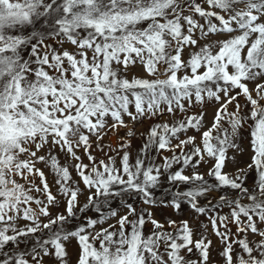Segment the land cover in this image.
<instances>
[{"label": "snow or ice", "instance_id": "6c2138e0", "mask_svg": "<svg viewBox=\"0 0 264 264\" xmlns=\"http://www.w3.org/2000/svg\"><path fill=\"white\" fill-rule=\"evenodd\" d=\"M217 36L227 38L213 40ZM52 38L74 51L58 52L46 42ZM188 49L193 51L185 59ZM137 64L148 78L128 77ZM241 96L247 102L243 106ZM261 101L264 0H0V264H44L45 257L54 258L53 264H70L72 240L79 249L76 264H207L212 242L204 236L193 241L188 221L178 226L168 221L169 228H177L170 232L151 212H138L123 201L137 197L155 205L153 191L162 178L177 189L188 185L184 191L166 189L172 197L167 205L179 211L187 203L197 215L210 210L200 205L201 197L229 190L210 207L227 206L230 215L209 217L224 245V264H264ZM209 102L217 107L211 126L201 131L205 113L190 110ZM166 115L173 122L157 123L142 134L134 162L125 151L132 129L116 150L119 166L108 153L107 161L92 155L91 138L103 151L108 132L128 127L125 118L135 122ZM190 130L200 133L199 144L196 136L187 135ZM244 131L251 163L226 172L235 153L243 151L238 141ZM80 149L88 164L77 155ZM57 150L74 163L62 165L53 154ZM163 152L171 155L156 164ZM209 161L206 174L197 171ZM40 163L51 170L66 214H52L60 201ZM187 168L191 175L184 174ZM80 184L88 193L84 207H79ZM117 197L122 215L112 207ZM87 208L98 217L70 227L77 212ZM20 220L26 222L23 227ZM146 223L153 226L148 236ZM247 233L259 240L232 239ZM191 245L200 261H186L180 254L191 253Z\"/></svg>", "mask_w": 264, "mask_h": 264}, {"label": "rangeland", "instance_id": "374dc122", "mask_svg": "<svg viewBox=\"0 0 264 264\" xmlns=\"http://www.w3.org/2000/svg\"><path fill=\"white\" fill-rule=\"evenodd\" d=\"M197 2L202 3V0H197ZM203 6L205 8H207L206 4H203ZM185 14L188 15L190 13L186 12ZM200 22L203 23L202 20ZM225 38H227V37L226 36H217V37H213V40L225 39ZM46 42L48 44H50L53 48H55L58 52H62L64 50H67L69 52L74 51L73 46L68 44V43H65L63 45V47H61L60 44L57 43L55 38L49 39ZM201 43H203V41ZM192 51H193L192 49L185 50V52H184L185 59H187L191 55ZM133 76L148 78L147 74L143 71V68L139 64L133 66L130 69V71L128 73V77L131 78ZM249 86L254 87V85L251 83ZM253 95L255 96V93H253ZM239 103L243 106L247 102H246L245 98L243 96H241V97H239ZM261 103L264 104V101H261ZM216 107H217V105L214 102H209V103L205 104L202 109L200 107H197V108L190 110V114L199 113L200 111H203L205 113V118L203 121L204 128H202L201 131L207 130V128L211 126ZM234 107H235L234 105L229 106V111H233ZM245 111H248V108H245ZM125 119H126V123L128 124L127 128H120L118 131H110L104 137V139L102 141V143L105 146L103 151H100L98 148L95 147V138L94 137L91 138L92 143H93V147L91 149L92 155L95 156L97 158V160L104 159L105 161H107V156L105 155V153H108L109 155H112L113 157H115L116 164H117V166H119L120 158H119V156L116 155V150L119 149V145L122 142V140H121L122 137L125 140L129 139L127 137V132L129 131V129H132L134 131V135L130 138L131 139V147L129 149H125V151L130 152L131 161L134 162L135 158L139 154V150L143 146L144 136L142 134L146 133L151 126H154L157 123H164V122L172 123L174 118L172 116L166 115V116L160 118L159 120L148 119V120L135 121V122H133L127 118H125ZM187 135L196 136L197 137V141H196L197 144L200 143V139H199L200 133H197L195 130H190L187 133ZM111 136L114 137V143L110 142L109 138ZM247 136H248L247 131H244L241 134V139L238 141V143L240 144L243 151L235 153V160L228 164V167L225 169L226 172L235 173L237 168H245L247 166V164L251 163V159H250L251 152L249 149L248 141L246 139ZM181 138L182 139L184 138L183 134L181 135ZM175 142L176 141H173V143H175ZM115 144H116V146H115ZM110 148L113 150L110 151ZM41 154H44V153L42 152ZM53 154H58V159L62 165L65 164L66 162L69 165L74 163V161H71L70 158L67 157V155L65 153H60L59 150H57V152L53 153ZM122 154H123V152H121V155ZM77 155H79L82 158L83 163H85V164L89 163L87 157L85 156V154L83 152V149L78 150ZM170 155H171V153H169V152H163L161 156L156 157L155 163L161 164L162 163V157L163 156H170ZM229 155H232V153H229ZM153 156H155V153H153ZM211 166H212V162L209 161L208 163L202 164L197 169V171H199L202 174H206L208 172L209 168H211ZM37 167L41 168V170L44 171L45 176L47 178V182L51 186V190H52L53 194H56L58 200L60 201L54 207H51L52 214L53 215H56L59 213H65L66 214V212H65V201L63 200V198L59 197V195L57 193V187L53 182V174H52L51 170L48 167H46L43 163L38 164ZM172 171H175V167L172 169ZM191 173H192L191 168L185 169L184 174L191 175ZM72 175H73V177H75V175H76L74 170L72 172ZM254 176H255L254 172L250 173L249 178L246 181L247 186H249V187L252 186ZM205 178L210 179L206 175H205ZM162 180H163V182L161 184V187H159L153 191L154 199L157 201V203L155 205H145L137 197L129 198L128 196H125L123 198V201H126L127 203L133 204L136 207L138 212H140L141 210H145V209L148 212H151L152 218L159 221L161 224H164L165 230L170 231V232H175L177 230V228H176V226L169 228L168 224H167L168 221H170V220L176 221L177 226L180 224L181 221H185V220L188 221L189 226L193 232V237H192L193 241L199 240V239H201L202 236H204V237H207V239L212 242L211 247L209 249V260H208L207 264H224V259L221 255L224 245L221 243L219 237H217L216 235L213 234L212 224H211L209 217L210 216L214 217V216H228V215H230V209L227 206L216 207L214 209L210 207V205L214 206V205L218 204L220 196L226 195L229 190H227V189L214 190V191H211L210 193H208L206 197H201L200 198V205L202 207L209 208L210 210H209L207 215H197L194 211L191 210L190 206L187 205V203H184L182 205V208L179 211L174 210L172 207L167 205V202L170 201L172 199V197L170 194L166 193V191H165L166 189L169 190V192H174L177 190L184 191V190H187L188 185H181L179 187V189H177V188L173 187L172 185H170L166 181V179L162 178ZM19 182L24 183V181H22V180H20ZM35 182L38 185L40 184L39 177H37L35 179ZM40 186L42 187V185H40ZM79 187L82 189V191L78 197L79 207H84V205L87 203L86 198H87L88 193H87V190H84L83 184H80ZM33 195H35L37 198H43L39 193L34 192ZM231 198L232 197L230 196L229 199H231ZM161 201H164L165 203H161ZM242 202L247 203L248 201L244 200ZM32 207L35 208L36 206L33 204ZM112 207L114 209H116L121 215L124 214L123 202L121 200V197H117L115 200L112 201ZM103 211L107 212L108 209L104 208ZM88 217L97 218L98 213H96V211L92 208L85 209V211L83 213L77 212V218L73 221H70L69 226L72 227V226H75L76 224L82 223ZM110 222L115 223L116 221H115V219H113ZM25 223L26 222L23 220L18 221V225L20 227H23ZM105 226H107V225H105ZM229 227H230L231 232L235 234L237 231L236 226L234 224H230ZM259 227L262 230H264V224L259 225ZM221 230H223V229H221ZM152 231H153V226L151 225V223H146V225L144 227V235L148 236L152 233ZM245 235H246L247 239L250 241L259 240L258 236L253 237V235L251 233L242 234L239 236L233 235L232 239L233 240H236L238 238L242 239V238H245ZM190 247H192V249H193L191 253H189L187 250H183V251H181L180 254L185 257L186 261H193V262L200 261V259H201L200 253L195 249L194 245H191ZM234 247L236 248V252L239 253V251H240L239 247L236 245H234ZM161 250L163 251V245H162ZM67 251L69 253L68 260H69L70 264H76L79 249H78V245H77L75 240H72L68 244ZM53 260H54V258L45 257L44 258V264H53Z\"/></svg>", "mask_w": 264, "mask_h": 264}, {"label": "bare ground", "instance_id": "6f19581e", "mask_svg": "<svg viewBox=\"0 0 264 264\" xmlns=\"http://www.w3.org/2000/svg\"><path fill=\"white\" fill-rule=\"evenodd\" d=\"M111 133H112V132H111ZM109 139H110V142H111V143H114V137H113V136H111ZM115 146H116V144H115Z\"/></svg>", "mask_w": 264, "mask_h": 264}]
</instances>
